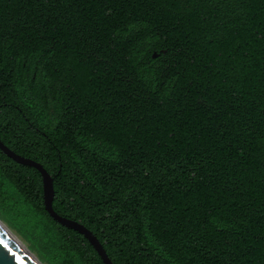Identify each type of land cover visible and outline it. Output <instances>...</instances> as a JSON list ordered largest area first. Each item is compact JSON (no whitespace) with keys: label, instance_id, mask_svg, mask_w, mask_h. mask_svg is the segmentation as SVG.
I'll use <instances>...</instances> for the list:
<instances>
[{"label":"trees","instance_id":"obj_1","mask_svg":"<svg viewBox=\"0 0 264 264\" xmlns=\"http://www.w3.org/2000/svg\"><path fill=\"white\" fill-rule=\"evenodd\" d=\"M0 141L113 264H264V0H0ZM60 264H102L0 152Z\"/></svg>","mask_w":264,"mask_h":264},{"label":"water","instance_id":"obj_2","mask_svg":"<svg viewBox=\"0 0 264 264\" xmlns=\"http://www.w3.org/2000/svg\"><path fill=\"white\" fill-rule=\"evenodd\" d=\"M0 152L15 163L34 168L40 176L41 198L43 210L59 225L82 235L89 243L102 264H113L107 257L96 237L82 224L55 213L51 207L53 198L52 178L45 169L32 159L23 157L11 151L0 141ZM0 264H35L1 229H0Z\"/></svg>","mask_w":264,"mask_h":264},{"label":"rangeland","instance_id":"obj_3","mask_svg":"<svg viewBox=\"0 0 264 264\" xmlns=\"http://www.w3.org/2000/svg\"><path fill=\"white\" fill-rule=\"evenodd\" d=\"M1 224L32 254L40 264H60L49 257V246L32 231L22 226L17 218L9 211L0 197Z\"/></svg>","mask_w":264,"mask_h":264},{"label":"bare ground","instance_id":"obj_4","mask_svg":"<svg viewBox=\"0 0 264 264\" xmlns=\"http://www.w3.org/2000/svg\"><path fill=\"white\" fill-rule=\"evenodd\" d=\"M0 229L35 263L40 264V262L30 254L25 247L1 224L0 222Z\"/></svg>","mask_w":264,"mask_h":264}]
</instances>
